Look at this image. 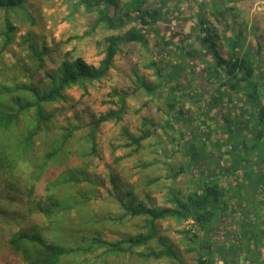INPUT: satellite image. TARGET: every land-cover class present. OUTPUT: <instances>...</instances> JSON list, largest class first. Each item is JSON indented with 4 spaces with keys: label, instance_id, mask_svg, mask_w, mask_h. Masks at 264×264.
Returning <instances> with one entry per match:
<instances>
[{
    "label": "trees",
    "instance_id": "1",
    "mask_svg": "<svg viewBox=\"0 0 264 264\" xmlns=\"http://www.w3.org/2000/svg\"><path fill=\"white\" fill-rule=\"evenodd\" d=\"M30 1L0 0V9L5 12L0 33L4 44L0 56L13 41L15 28L10 22L12 13L21 11L32 24L36 23L27 8ZM79 1L78 4L84 6L86 12L98 14L97 23L103 24L107 30L126 28L130 23H135V26L122 35L106 39L104 57L98 66L88 64L81 57L73 58L68 53L55 68H47L48 60L55 63L53 50L47 43L41 49L30 44L32 60L37 63L35 72L32 73L31 67L25 64L19 68L24 71L23 78L16 74L13 81L0 80V175L13 176L25 162L34 164L41 174L58 165H66L72 159L73 152L69 148L78 134L87 145L82 157L101 159L99 150L102 144L98 137L103 134L107 124L124 122L128 115L127 98L130 95L112 88L107 96L114 101L105 104L114 106L101 113L84 111L86 124H83L81 117L69 116L75 115V112L69 103L68 92L75 87L86 89L91 84L104 83L114 71L122 47L140 46L150 54L147 69L153 71L159 80L156 88L164 90L160 98L163 106L159 110L165 111L169 117L166 126L170 129L180 128L181 125H187L188 129L195 126L199 132L207 127L205 132H201L204 141L196 136L187 144L190 139L186 137V129L181 128L179 133L181 140H184L180 142V147L186 158L181 173L188 171L192 180L198 177L202 178V182L186 196L169 195L171 205L162 208L154 207L150 196L147 197L150 204L137 201L136 192L131 186L123 191L121 189L124 197L118 200L120 210L117 215L106 216L105 221L124 223L126 219L143 218L144 231L117 240H109L102 232L96 231L91 236L66 244L62 239H50L46 235V231L60 228L59 216L100 198L104 191L107 195L118 193L119 188V176L113 173L99 176L90 172L85 163L69 165L56 179L48 181L45 195L34 203V210L47 219V227L35 225L15 233L10 240L11 250L22 258L23 264H64L68 258L93 255L100 250L112 255L127 254L132 253L134 248L147 247L157 237L158 222L194 219L204 228L200 236H195L200 251L196 264H214V236L207 228L212 226L215 219L220 220L226 213L236 214L238 211L237 206L232 204L233 199L228 197V188H239L237 180L240 179L234 178V175L243 171L240 168L244 165L241 162L235 165L234 161L248 156L249 150L263 148L264 151V87L258 68L248 54L237 52V45H232L227 58L219 54L218 46L212 39L209 17L212 15L222 22L236 10L238 3L247 0H204L207 5L199 7L198 20L189 23L186 30L173 32V23L177 22L174 15L160 7L164 5L161 3H169L170 0H131L122 14H117L116 4L112 0ZM169 4L177 6L179 0H172ZM205 7L209 13L202 12ZM156 38L165 48L163 58L151 53ZM27 40L30 42L29 38ZM12 69L15 70V67ZM193 69L196 70L195 74ZM205 79L216 85L215 91L208 94L200 91V81ZM141 88L148 94L154 89L144 79ZM188 101L191 106H187ZM53 106L56 107L50 110ZM197 110L202 112V116L195 120ZM211 120L215 124L218 120L216 127H220L226 138L225 144L222 138H215L219 153L209 151L205 146L206 136L214 139L215 135V127L208 126ZM155 123L154 119H142V129L136 134L123 127L121 133L126 143L120 147L132 149V154L142 151L143 142L157 133ZM56 126L62 133L54 132L53 127L56 129ZM46 134L51 138L45 145L43 155L37 159L34 156L36 143ZM224 148H228L226 152L222 151ZM224 153L230 157L226 166L222 159ZM118 160H122V157ZM246 175L249 181L253 179L251 173ZM229 176H232L233 182H229ZM218 177L227 182L221 184ZM62 189L65 196L58 194ZM71 190L75 193L72 194ZM242 190H236L238 195ZM160 244L163 250L145 254L144 258L178 260L177 253L164 240H160ZM257 254L253 252V255Z\"/></svg>",
    "mask_w": 264,
    "mask_h": 264
},
{
    "label": "rangeland",
    "instance_id": "2",
    "mask_svg": "<svg viewBox=\"0 0 264 264\" xmlns=\"http://www.w3.org/2000/svg\"><path fill=\"white\" fill-rule=\"evenodd\" d=\"M112 1L116 4L117 14H122L131 2V0ZM79 2V0H31L27 8L34 16L35 24H32L21 11L12 13L10 22L15 31L12 43L0 56V80L13 81L16 79V74L23 78L24 71L19 68L25 64L31 67L32 73L35 72L37 63L32 60L30 44H35L37 49H41L42 45L47 43L53 50L52 57L55 63L48 60L47 68H55L68 53H71L73 58L81 57L88 64L98 66L104 57L106 39L110 36L122 35L130 27L135 26V23H130L126 28L107 30L103 24L97 23L98 14L86 12L85 7L80 6ZM204 2V0H179L177 6L166 2L161 3L164 5L160 7L174 15V20L177 22L173 23V32L177 29L186 30L189 23L197 21L199 7L203 8L207 5ZM251 3L252 0L238 3L236 10L222 22L210 15L209 23L212 28V39L218 46L219 54L227 58L232 45H237V52L248 54L258 68L262 76L261 84L264 87V12L252 10ZM202 12L209 13L206 7ZM4 19L5 12L0 9V33ZM29 35L31 37H28ZM159 40L156 38L153 42L151 53L157 58H163L165 48ZM3 44L4 39L0 36V49ZM150 61V54L142 47L124 46L121 54L116 58L115 68L109 79L104 83L91 84L86 89L75 87L68 92L69 103L74 107L73 112H75V115L69 116L81 117L83 124H86L84 111L101 113L114 106V104H105L114 101L107 96L112 88H118L130 95L127 98L128 115L124 122L107 124L103 134L98 137L102 144L99 150L102 154L101 159L82 157L87 145L78 134L69 148L73 152L72 159L66 165H58L41 174L34 164L25 162L13 176L0 175V264H23L22 258L11 250V237L31 226L47 227V219L34 210V203L45 195L48 181L56 179L69 165L85 163L90 172L99 176L113 173L119 176L117 183L119 188L118 193L107 195L104 191L100 198L59 216L60 228L46 231V235L50 239H62L66 244L91 236L96 231L102 232L109 240L126 238L143 232L145 224L143 218L126 219L124 223L105 221L106 216L117 215L116 213L119 212L118 200L119 197H124L122 191L126 187L131 186L135 190L137 201L150 204L147 199L150 196L152 205L162 208L171 205L169 195L186 196L200 186L202 178L196 177L192 180L188 171L181 173L186 158L180 147V142L184 140H181L179 133L181 128L186 129V137L190 139L187 144L195 140L196 136L204 141L201 132H205L207 127H203L199 132L195 126L189 129L187 125L171 129L166 126L169 117L165 111L159 110L163 106L160 98L164 90L156 88L159 80L153 71L147 69ZM14 67L15 70L12 69ZM193 72L195 74L196 70L193 69ZM19 77L17 78L20 79ZM143 79L154 88L152 93L148 94L141 88ZM136 88L139 89L136 91ZM215 88L216 85L212 81L206 79L200 81L199 89L203 94L211 93ZM187 106H191L190 101L187 102ZM54 107L56 106L51 107L50 110ZM197 113L195 120L198 116H202V112L197 110ZM144 118L156 121L157 133L143 142L142 151L132 154V149L120 147L126 143L121 129L127 127L136 134L142 129ZM216 124L212 120L208 122V126L215 127V135L214 139L208 138V135L206 136L208 140L205 137V146L209 151L219 153V145L216 143L218 141H215V138H222L224 144L226 138ZM53 130L56 133L61 132L57 126L56 129L53 127ZM248 137L251 141V135ZM50 138L51 136L46 134L37 141L34 155L37 159L43 155L46 150L45 145ZM227 149L224 148L222 151L226 152ZM249 151L248 156L234 161L235 165L238 162L244 165L240 168L243 171L238 173L239 176L234 175V178L240 179L237 183L243 190L238 195L236 190L239 188H228L230 191L228 197L230 200L233 199L232 204L237 206V213H226L220 220L215 219L212 226L207 228L214 236L212 249L214 264H252L253 261V264H264V233L262 232L264 231V162H262L264 151L263 148ZM120 157L122 160H118ZM222 157L226 166L230 157L227 153ZM196 172L199 171L194 173ZM250 173L253 178L251 181L246 175ZM218 179L221 180V184L227 182L221 177ZM228 180L233 182L232 176H229ZM70 192L75 193L72 190ZM58 194L66 195L63 189ZM156 230L157 237L147 247L134 248L132 253L112 255L100 250L93 255L68 258L64 264H196L200 251L195 236H200L204 230L199 223L194 219L186 221L167 219L158 222ZM160 240H164L177 253L178 260L144 258L145 254L163 250ZM252 251L259 254L253 255Z\"/></svg>",
    "mask_w": 264,
    "mask_h": 264
},
{
    "label": "built area",
    "instance_id": "3",
    "mask_svg": "<svg viewBox=\"0 0 264 264\" xmlns=\"http://www.w3.org/2000/svg\"><path fill=\"white\" fill-rule=\"evenodd\" d=\"M252 10L258 12H264V0H252Z\"/></svg>",
    "mask_w": 264,
    "mask_h": 264
}]
</instances>
